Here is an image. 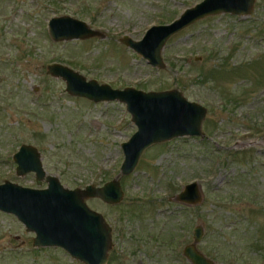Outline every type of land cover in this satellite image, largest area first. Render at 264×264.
Here are the masks:
<instances>
[{"label":"rangeland","instance_id":"obj_1","mask_svg":"<svg viewBox=\"0 0 264 264\" xmlns=\"http://www.w3.org/2000/svg\"><path fill=\"white\" fill-rule=\"evenodd\" d=\"M201 1L0 0V183L48 186L34 172L17 174L13 156L23 144L36 147L47 174L67 188L118 178L120 203L86 199L112 227L107 264H192L184 248L199 225L198 249L215 264H264V0L248 16H210L174 35L163 69L121 42L141 40ZM65 14L105 37L54 41L49 21ZM53 63L114 88L178 89L207 108L206 136L153 145L123 175L122 143L137 131L126 104L71 95L49 74ZM194 181L202 202H178ZM35 236L0 211V264H84L62 247H36Z\"/></svg>","mask_w":264,"mask_h":264},{"label":"water","instance_id":"obj_2","mask_svg":"<svg viewBox=\"0 0 264 264\" xmlns=\"http://www.w3.org/2000/svg\"><path fill=\"white\" fill-rule=\"evenodd\" d=\"M255 1L202 0L185 9L171 23L152 26L141 40L125 35L121 42L153 67L163 69L167 67L163 49L174 35L210 16L226 13L248 16L253 12ZM48 28L51 38L57 42L105 37L103 31L69 14L52 17ZM48 72L62 77L71 95L95 103L117 100L126 104L137 131L122 143L125 153L121 166L123 175L133 173L142 154L153 145L179 137L206 136L203 122L207 108L190 101L178 89L144 91L135 87L114 88L96 79L88 80L80 72L60 63L49 65ZM13 158L18 164L19 176L34 172L37 183L42 184L46 180L48 187H25L6 180L0 183V211L14 214L28 231L35 232L36 247H62L73 259L84 264H107L112 247V227L101 213L89 207L86 199L94 197L109 204L120 203L124 198L120 180L115 178L102 187L89 185L71 189L65 187L57 177L47 174L36 147L23 144ZM203 199V189L197 181L185 185L176 196L178 202L188 206H195ZM204 231L203 225L196 226L193 243L184 248V255L192 264H215L198 249Z\"/></svg>","mask_w":264,"mask_h":264},{"label":"trees","instance_id":"obj_3","mask_svg":"<svg viewBox=\"0 0 264 264\" xmlns=\"http://www.w3.org/2000/svg\"><path fill=\"white\" fill-rule=\"evenodd\" d=\"M77 13H79V12H77ZM81 14V13H80ZM84 15L86 14V11H84V13H83Z\"/></svg>","mask_w":264,"mask_h":264}]
</instances>
